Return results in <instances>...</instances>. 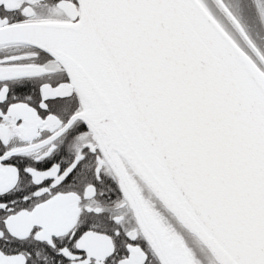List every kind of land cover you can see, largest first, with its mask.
<instances>
[{"label":"snow or ice","instance_id":"6c2138e0","mask_svg":"<svg viewBox=\"0 0 264 264\" xmlns=\"http://www.w3.org/2000/svg\"><path fill=\"white\" fill-rule=\"evenodd\" d=\"M0 264H264V0H0Z\"/></svg>","mask_w":264,"mask_h":264}]
</instances>
